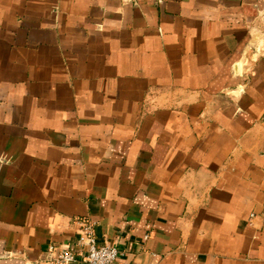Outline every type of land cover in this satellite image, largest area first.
<instances>
[{
    "label": "crops",
    "instance_id": "obj_1",
    "mask_svg": "<svg viewBox=\"0 0 264 264\" xmlns=\"http://www.w3.org/2000/svg\"><path fill=\"white\" fill-rule=\"evenodd\" d=\"M87 223L117 264H264V0H0V264Z\"/></svg>",
    "mask_w": 264,
    "mask_h": 264
},
{
    "label": "built area",
    "instance_id": "obj_2",
    "mask_svg": "<svg viewBox=\"0 0 264 264\" xmlns=\"http://www.w3.org/2000/svg\"><path fill=\"white\" fill-rule=\"evenodd\" d=\"M88 235L79 239L75 246L67 244L49 245V264H117L122 256L113 245L97 243L94 227L87 223Z\"/></svg>",
    "mask_w": 264,
    "mask_h": 264
}]
</instances>
